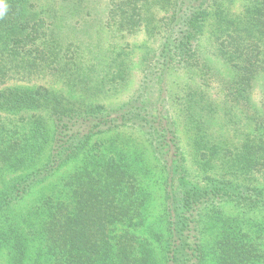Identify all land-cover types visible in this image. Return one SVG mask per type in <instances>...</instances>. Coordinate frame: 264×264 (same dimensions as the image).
I'll return each mask as SVG.
<instances>
[{"label":"trees","instance_id":"16d2710c","mask_svg":"<svg viewBox=\"0 0 264 264\" xmlns=\"http://www.w3.org/2000/svg\"><path fill=\"white\" fill-rule=\"evenodd\" d=\"M236 2L4 0L0 264H264V0ZM138 32L159 46L103 47Z\"/></svg>","mask_w":264,"mask_h":264},{"label":"rangeland","instance_id":"374dc122","mask_svg":"<svg viewBox=\"0 0 264 264\" xmlns=\"http://www.w3.org/2000/svg\"><path fill=\"white\" fill-rule=\"evenodd\" d=\"M240 2L241 0H237L236 5L234 7V10L240 9ZM117 45L118 47H123L125 45H131L136 52L139 54L146 49V47L150 48H157L159 46L158 42H153L150 40L145 33L138 32L133 35L129 34H122V33H112L110 34H104V41H103V47L104 49H107L108 47ZM170 79H176L178 82L184 81L185 76L181 72H176L172 74ZM141 81V73L138 69L133 71L130 80L126 87L118 93V95L113 97H102L103 101L108 106H119L120 104L128 101L133 94L136 92L139 84ZM183 83V82H182ZM24 85L25 83H20ZM181 84V83H180ZM171 109L176 112L174 106H171ZM176 110V111H175ZM176 115V120L179 125V135L181 140V145L184 151V154L187 159V166L189 171L192 173L193 177L199 178V171L196 167V165L193 163V153L191 148V142H190V136L187 132V129L182 121V118L178 115ZM124 135H127L126 137L132 136V139H134V142H132V151L142 154V157L144 159V164L150 168V170L153 172V175L150 177V189L153 191L152 198L150 200V206L148 211V222L153 223L155 222L159 216L162 214L163 210V189L161 185L157 182L159 180V173L161 171L160 164L153 158L149 147L147 143L141 138V136H137L131 133H124ZM110 137V135H109ZM125 137V138H126ZM75 169V165H73L69 170H66L65 172H62V175H67L71 173ZM5 262V260H3ZM2 262V264L4 263Z\"/></svg>","mask_w":264,"mask_h":264},{"label":"clouds","instance_id":"9594fccd","mask_svg":"<svg viewBox=\"0 0 264 264\" xmlns=\"http://www.w3.org/2000/svg\"><path fill=\"white\" fill-rule=\"evenodd\" d=\"M4 11V0H0V15L3 14Z\"/></svg>","mask_w":264,"mask_h":264}]
</instances>
